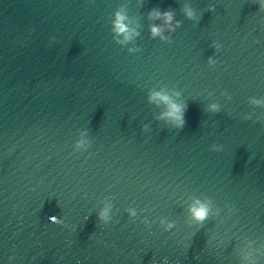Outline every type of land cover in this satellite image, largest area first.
I'll list each match as a JSON object with an SVG mask.
<instances>
[{
	"label": "water",
	"instance_id": "95a60500",
	"mask_svg": "<svg viewBox=\"0 0 264 264\" xmlns=\"http://www.w3.org/2000/svg\"><path fill=\"white\" fill-rule=\"evenodd\" d=\"M121 9L138 32L124 44ZM153 9L178 22L166 40ZM151 92L184 106L182 127ZM252 100L259 0H0V264H264Z\"/></svg>",
	"mask_w": 264,
	"mask_h": 264
},
{
	"label": "clouds",
	"instance_id": "9594fccd",
	"mask_svg": "<svg viewBox=\"0 0 264 264\" xmlns=\"http://www.w3.org/2000/svg\"><path fill=\"white\" fill-rule=\"evenodd\" d=\"M261 9H264V0H259ZM184 13L188 18H194L193 12L190 8L185 6ZM149 19L152 20H160L161 23L159 25L152 24L149 26V33L153 38H159L161 40H166L167 37L163 35L164 31L167 30L171 32L174 30L176 26H178V22L174 21L173 13L171 11H159L156 9L151 10L148 13ZM129 21L126 15L124 14L123 9L118 10L113 13V21H112V31L115 36H119L120 39L117 40V43L124 44L126 42L132 41L137 35L138 32L134 27H129ZM129 51H133V49H129ZM209 63H213L211 59H209ZM150 102L163 104L165 106V110L161 113L160 118L168 120L175 124L177 127H182L184 124V106L182 104L176 103L173 101L167 94L163 92H151L148 97ZM251 103L255 105H264V100H252ZM215 107V106H211ZM78 142L77 147L80 146ZM188 213L191 220L202 223L209 214V205L207 203H202L199 200L194 201L192 205L188 208ZM134 214V213H133ZM99 219L104 220L107 217V210H102L98 214ZM172 225L169 224L168 227ZM245 259H248L246 256Z\"/></svg>",
	"mask_w": 264,
	"mask_h": 264
}]
</instances>
